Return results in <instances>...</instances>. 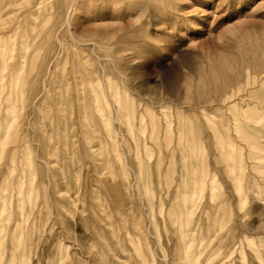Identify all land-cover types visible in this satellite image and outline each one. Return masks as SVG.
Listing matches in <instances>:
<instances>
[{
	"label": "rangeland",
	"instance_id": "1",
	"mask_svg": "<svg viewBox=\"0 0 264 264\" xmlns=\"http://www.w3.org/2000/svg\"><path fill=\"white\" fill-rule=\"evenodd\" d=\"M58 1L0 0V264H264V0H76L114 88L63 29L43 93Z\"/></svg>",
	"mask_w": 264,
	"mask_h": 264
},
{
	"label": "bare ground",
	"instance_id": "2",
	"mask_svg": "<svg viewBox=\"0 0 264 264\" xmlns=\"http://www.w3.org/2000/svg\"><path fill=\"white\" fill-rule=\"evenodd\" d=\"M39 2H34L32 5L28 6L29 10H35L33 11L31 14L29 15H34V13H36L38 11L39 8ZM74 6H76V0H59L58 4L55 6V8L49 12L47 19L45 18V24L46 25L45 28H47L49 23H53L55 25V28L53 29L55 35L52 37V42H51V53H50V57L48 59V63L45 66V71L43 74V80L41 81L42 85H41V91L44 93L47 90V81L50 75V70L48 69L49 66H54L56 67L59 64V59L61 58V55L66 54L67 51L65 50L66 48V42L62 39H59L58 35L60 34V32L63 29H66V31L69 34V38H71L72 41H74L75 43L79 44L81 46V55L80 56H76L75 57V61H73V65L72 67H74V69H72L73 71V77L76 78L75 75H77L78 73H80V69H77V67L79 65L85 64L84 63V59L82 56L83 50L87 49V51L89 52V54L91 53V55H93L94 57V61H95V66L94 69L92 70L91 73L87 74V73H81L84 77L88 78L89 76H93V75H100L101 78L106 79L107 77V81L110 80L111 83V89H113V77H114V67H115V60L110 59L109 57L103 58L102 54L100 53V51H102L101 46L100 48H96V44L97 42L95 40H75L74 34L70 31L71 29V18L70 16L73 14L74 11ZM48 20V22H47ZM43 26V27H44ZM103 36L107 35L108 32H102L99 31L97 32ZM49 42V40H47ZM49 45V44H47ZM45 45V46H47ZM83 48V49H82ZM100 50V51H99ZM7 57L8 55L5 57L2 53H1V57L0 59L3 61V64L0 68V81L5 80L6 78V68H5V62L7 61ZM11 59V58H10ZM8 59V60H10ZM130 59V57H129ZM5 60V62H4ZM130 62V60H129ZM9 63V62H8ZM110 64L112 66L111 72L109 73L108 68L104 67L105 64ZM88 64V62L86 63ZM89 70L92 69L93 65H92V61L89 62ZM108 73V74H107ZM12 75V74H11ZM108 75V76H107ZM110 88V85H109ZM259 91L264 92L262 89L259 88H255V89H250L248 90V96L252 97L253 95H256L257 93H259ZM108 89H100L99 93H107ZM153 128L156 129V126L153 124ZM156 133V132H155ZM194 188V187H193Z\"/></svg>",
	"mask_w": 264,
	"mask_h": 264
}]
</instances>
